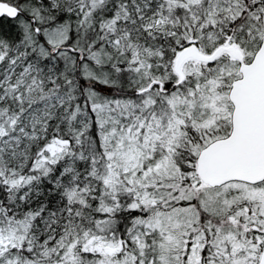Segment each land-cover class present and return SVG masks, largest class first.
Instances as JSON below:
<instances>
[{"label":"snow or ice","instance_id":"snow-or-ice-1","mask_svg":"<svg viewBox=\"0 0 264 264\" xmlns=\"http://www.w3.org/2000/svg\"><path fill=\"white\" fill-rule=\"evenodd\" d=\"M0 264H264V0H0Z\"/></svg>","mask_w":264,"mask_h":264}]
</instances>
